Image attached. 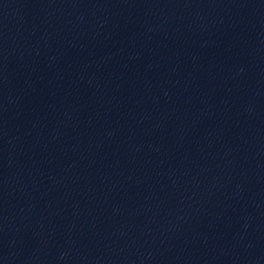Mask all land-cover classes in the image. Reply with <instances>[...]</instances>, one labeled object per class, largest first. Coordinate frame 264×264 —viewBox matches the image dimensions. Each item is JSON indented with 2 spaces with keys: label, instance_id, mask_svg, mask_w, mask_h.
I'll list each match as a JSON object with an SVG mask.
<instances>
[{
  "label": "water",
  "instance_id": "obj_1",
  "mask_svg": "<svg viewBox=\"0 0 264 264\" xmlns=\"http://www.w3.org/2000/svg\"><path fill=\"white\" fill-rule=\"evenodd\" d=\"M0 264H264V0H0Z\"/></svg>",
  "mask_w": 264,
  "mask_h": 264
}]
</instances>
